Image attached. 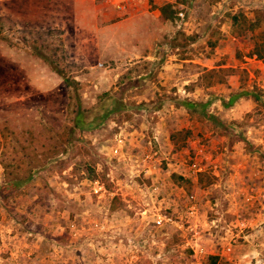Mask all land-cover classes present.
<instances>
[{
	"label": "rangeland",
	"instance_id": "1",
	"mask_svg": "<svg viewBox=\"0 0 264 264\" xmlns=\"http://www.w3.org/2000/svg\"><path fill=\"white\" fill-rule=\"evenodd\" d=\"M76 2L0 0V264H264V0Z\"/></svg>",
	"mask_w": 264,
	"mask_h": 264
},
{
	"label": "trees",
	"instance_id": "2",
	"mask_svg": "<svg viewBox=\"0 0 264 264\" xmlns=\"http://www.w3.org/2000/svg\"><path fill=\"white\" fill-rule=\"evenodd\" d=\"M154 13L158 16V18L163 21V22H167V21H172L175 19L176 16V12L174 9L173 4H167L166 6H162L159 7L158 9L154 10ZM179 17L182 16V12L180 11L179 14H177ZM244 20V22L250 23V21L243 16L242 18ZM234 22L238 21V17L234 16L233 17ZM253 28H255L254 26H252ZM214 47V45H213ZM255 54L257 56L258 59H264V31L262 32L260 38H259V42H257L256 47H255ZM58 72H60V70H58ZM61 73V72H60ZM65 82L67 84V86H69L70 88H74L75 85H77V87L80 86L79 82H77L74 78L70 79L69 77H65ZM75 90V88H74ZM242 94L238 95L237 98H240ZM236 100V98H234L232 101H230L229 104H227V107H231L234 105V101ZM186 107L188 108H192L194 107V105L188 103L185 104ZM82 114H78L77 118H76V125L78 127H81L82 125ZM219 262V257L218 256H211L209 258V264H218Z\"/></svg>",
	"mask_w": 264,
	"mask_h": 264
},
{
	"label": "built area",
	"instance_id": "3",
	"mask_svg": "<svg viewBox=\"0 0 264 264\" xmlns=\"http://www.w3.org/2000/svg\"><path fill=\"white\" fill-rule=\"evenodd\" d=\"M118 9H124L125 7L122 4L117 5ZM125 147V140L122 137V134H118L115 138V144L112 147V153L115 156H121L123 155V149ZM148 159V158H147ZM200 168H198V165L195 163L192 165V171L197 172L200 171ZM96 187H94V191L96 194H100L104 191V187L103 186H99V182H95ZM192 198H194V196H192ZM146 214V212H145ZM170 219H167L166 216H162L159 215L157 216V220L154 221V223H156L158 226H163L165 225V223H169ZM188 245V244H187ZM188 247H191V250L195 256V258L197 257H201L204 254V249L202 247H198L197 245H188Z\"/></svg>",
	"mask_w": 264,
	"mask_h": 264
},
{
	"label": "crops",
	"instance_id": "4",
	"mask_svg": "<svg viewBox=\"0 0 264 264\" xmlns=\"http://www.w3.org/2000/svg\"><path fill=\"white\" fill-rule=\"evenodd\" d=\"M76 1H77L78 3H80V0H76ZM77 2H76V4H77L78 6L81 7V4H78Z\"/></svg>",
	"mask_w": 264,
	"mask_h": 264
}]
</instances>
